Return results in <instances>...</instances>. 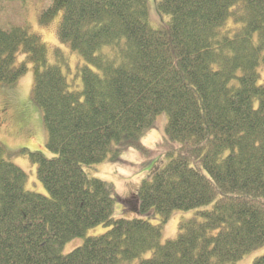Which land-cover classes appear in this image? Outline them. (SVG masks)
Returning <instances> with one entry per match:
<instances>
[{
  "label": "trees",
  "instance_id": "trees-1",
  "mask_svg": "<svg viewBox=\"0 0 264 264\" xmlns=\"http://www.w3.org/2000/svg\"><path fill=\"white\" fill-rule=\"evenodd\" d=\"M157 10L171 16L166 26L151 24L148 0H51L40 24L63 12L58 37L86 62L81 90L49 62L41 35L0 25V84L32 63L52 153H29L46 196L26 188L0 145V264H237L264 245V0H157ZM161 113L180 146L143 180L138 216L115 218L113 183L84 166L146 151ZM195 208L162 243L171 213ZM153 211L160 224L146 218ZM101 224L105 233L63 252Z\"/></svg>",
  "mask_w": 264,
  "mask_h": 264
},
{
  "label": "rangeland",
  "instance_id": "rangeland-1",
  "mask_svg": "<svg viewBox=\"0 0 264 264\" xmlns=\"http://www.w3.org/2000/svg\"><path fill=\"white\" fill-rule=\"evenodd\" d=\"M50 2L51 0H0V25L5 28L12 24L28 25L32 31L41 35L48 46L49 62L60 64L71 90H81L83 82L79 68L86 62L78 52L62 43L58 37V27L63 12H59L48 26L40 24V16ZM148 2L151 24L155 27L166 26L171 16L157 10V0H148ZM57 51H60V54ZM23 60H27L26 55L19 54L18 61ZM91 68L97 70L93 66ZM259 72L261 75L259 82L264 83V64L260 65ZM33 85L32 63H29L28 72L17 82L0 84V145L6 149L7 157L26 172V188L48 196L49 192L38 176V165L31 160L29 155L33 151H42L52 156L47 149L48 132L44 124L43 113L33 100ZM167 122L166 113L157 116L152 128L142 138L147 148L146 151L128 148L116 160H106L84 166L91 176L113 183L116 196L120 199L116 203L115 218L138 216L136 193L143 180L150 178L156 170L163 168L169 162L170 157L166 153L172 149V146L174 148L180 146L177 142L172 143L168 140ZM125 200L129 201V207L126 206L127 202H123ZM200 209L174 210L164 224L162 243L177 238L180 223L194 218ZM146 218H149L153 224H160L162 220V216L155 211ZM108 229L109 227L104 224L89 228L85 236L69 241L64 246L63 252H71L82 245L86 237L103 234ZM151 255V251L147 252L144 258ZM263 255L264 245L247 253L237 264H254L256 258ZM137 262L138 260L133 264Z\"/></svg>",
  "mask_w": 264,
  "mask_h": 264
}]
</instances>
